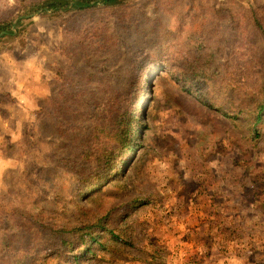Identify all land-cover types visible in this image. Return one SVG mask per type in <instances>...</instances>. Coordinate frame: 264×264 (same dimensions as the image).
<instances>
[{
	"label": "rangeland",
	"instance_id": "1",
	"mask_svg": "<svg viewBox=\"0 0 264 264\" xmlns=\"http://www.w3.org/2000/svg\"><path fill=\"white\" fill-rule=\"evenodd\" d=\"M17 9L0 0V20ZM21 20L0 41V264H264V116L220 110L262 91L264 0H124ZM199 65L213 107L176 78ZM139 76V145L101 177L57 118L78 123L99 82L123 91ZM100 219L109 231L86 251L59 231Z\"/></svg>",
	"mask_w": 264,
	"mask_h": 264
},
{
	"label": "trees",
	"instance_id": "2",
	"mask_svg": "<svg viewBox=\"0 0 264 264\" xmlns=\"http://www.w3.org/2000/svg\"><path fill=\"white\" fill-rule=\"evenodd\" d=\"M123 2L124 0H16L17 15H11L10 18L0 20V41L3 38L17 35L19 24L22 22L21 19L39 11L66 12L83 10L98 5L119 6ZM204 53L208 55L207 51ZM206 68L207 65H199L183 69L176 74V78L181 83L183 90L195 95L205 105L213 107L211 102L212 91L217 85L212 82L208 83ZM140 76L136 82L131 83L123 91L117 90L111 82L108 83L105 80L99 82L104 92L102 96L93 94L91 102H84L82 98L78 100L77 105L80 108L74 111H84V113H79L81 121L79 120L78 123L71 116L68 118L63 116L61 120L60 116L57 118L59 121L56 124L62 136L67 137L70 134L69 132L74 133L72 134L74 135L72 141L73 143L79 142L77 146L78 149L80 148L78 152L80 157L85 160L103 163L101 177L120 171V162L133 155L139 145L138 137L143 121L142 115L137 111L136 103H139L142 95L134 98H130V95L133 87L137 88L142 84ZM260 89H262L261 93L249 100L232 97V100L229 101L227 96L222 98L220 100L222 103L220 110L226 116L237 119L245 118L248 115L255 122L261 121L264 116V86ZM48 115L51 116L50 113ZM76 131H81L83 134L81 136L75 134ZM80 137L81 140L78 141ZM59 231L80 236L82 238L81 244L85 246L84 250L86 251L92 243L99 242L100 233L109 231V228L100 219L85 229L74 227L71 229L61 228ZM63 242L68 244L65 238H63ZM69 247L65 258L68 260L74 257L77 260L76 255L71 254L75 251L76 245L72 244Z\"/></svg>",
	"mask_w": 264,
	"mask_h": 264
}]
</instances>
